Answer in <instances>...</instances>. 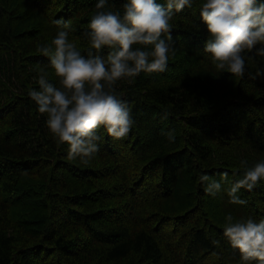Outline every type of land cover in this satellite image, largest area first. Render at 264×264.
<instances>
[{
  "label": "trees",
  "instance_id": "trees-1",
  "mask_svg": "<svg viewBox=\"0 0 264 264\" xmlns=\"http://www.w3.org/2000/svg\"><path fill=\"white\" fill-rule=\"evenodd\" d=\"M95 3L0 0V264H242L222 233L228 214L264 219V182L241 188L242 204L227 194L241 160L264 161V57L245 53L243 77L218 74L196 52L207 32L195 0L170 21L167 71L118 85L136 121L128 137L109 138L86 165L69 160L27 93L41 71L56 82L36 51L55 20L86 54ZM202 175L221 183L215 197Z\"/></svg>",
  "mask_w": 264,
  "mask_h": 264
},
{
  "label": "clouds",
  "instance_id": "clouds-1",
  "mask_svg": "<svg viewBox=\"0 0 264 264\" xmlns=\"http://www.w3.org/2000/svg\"><path fill=\"white\" fill-rule=\"evenodd\" d=\"M195 0H124L122 11L106 9L108 0H96L95 11L82 33L86 54L69 40L70 25L55 20L57 32L36 51L48 58L56 82L41 71L35 77L38 88L27 95L53 142L66 149L69 160L88 164L109 138L128 137L136 121L126 99L118 91L121 81L132 83L141 73H164L175 54L172 38L173 16L192 9ZM198 17L206 27L203 48L217 73L243 77L246 55L255 50L264 57V0H200ZM199 28V25H195ZM107 49L106 55H101ZM264 75L258 71L257 76ZM169 139L173 137L169 134ZM244 169L227 194L230 203H244L236 193L251 191L264 182V161ZM205 192L215 197L219 181L200 177ZM223 237L239 253L242 264H264V219L224 218Z\"/></svg>",
  "mask_w": 264,
  "mask_h": 264
},
{
  "label": "bare ground",
  "instance_id": "bare-ground-1",
  "mask_svg": "<svg viewBox=\"0 0 264 264\" xmlns=\"http://www.w3.org/2000/svg\"><path fill=\"white\" fill-rule=\"evenodd\" d=\"M204 27V26H203ZM199 41V40H198ZM196 43V42H195ZM143 76V75H142ZM229 78V77H228ZM226 79V78H225ZM232 87V86H231ZM141 88V87H140ZM245 136V135H244ZM12 172V171H11ZM176 195V194H175ZM175 197V196H174ZM178 197V195H177ZM174 199V198H173ZM180 200V199H179ZM190 200V199H189ZM180 202V201H179ZM183 207V206H182ZM189 207V206H188ZM200 239V238H199ZM197 243V242H196ZM152 251V250H151ZM154 262V261H153Z\"/></svg>",
  "mask_w": 264,
  "mask_h": 264
}]
</instances>
